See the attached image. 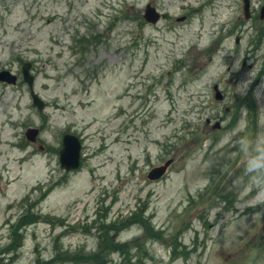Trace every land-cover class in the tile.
Wrapping results in <instances>:
<instances>
[{
    "label": "rangeland",
    "instance_id": "rangeland-1",
    "mask_svg": "<svg viewBox=\"0 0 264 264\" xmlns=\"http://www.w3.org/2000/svg\"><path fill=\"white\" fill-rule=\"evenodd\" d=\"M263 6L0 0V264H264Z\"/></svg>",
    "mask_w": 264,
    "mask_h": 264
},
{
    "label": "water",
    "instance_id": "water-1",
    "mask_svg": "<svg viewBox=\"0 0 264 264\" xmlns=\"http://www.w3.org/2000/svg\"><path fill=\"white\" fill-rule=\"evenodd\" d=\"M244 3V15L246 18L249 17V0H243ZM260 18L264 20V7L261 9ZM144 19L155 24L159 20V14L156 10L148 5L145 10ZM30 64H25L22 67V73L24 76L25 82L28 84L30 89V95L33 99V103L41 111L44 107V103L38 98V96L33 92V80L34 78L29 74ZM17 77L12 75L7 71L0 72V82L7 84L15 85ZM217 99H221L219 93L216 94ZM39 131L37 129H28L26 132V137L28 140L34 142L38 135ZM80 151L81 144L78 138L74 135L66 134L62 139V147L59 152V162L61 169H64L66 172L75 171L78 169L80 164ZM171 164V161L166 162L163 166L154 168L148 175L150 180L160 179L166 172V169Z\"/></svg>",
    "mask_w": 264,
    "mask_h": 264
},
{
    "label": "trees",
    "instance_id": "trees-1",
    "mask_svg": "<svg viewBox=\"0 0 264 264\" xmlns=\"http://www.w3.org/2000/svg\"><path fill=\"white\" fill-rule=\"evenodd\" d=\"M117 250H120V247H116L115 248V251ZM106 259H102V256H98V255H91V256H88V258H85L84 262L87 263V261H91L92 263L94 264H104ZM110 262V261H109ZM108 262V263H109Z\"/></svg>",
    "mask_w": 264,
    "mask_h": 264
}]
</instances>
